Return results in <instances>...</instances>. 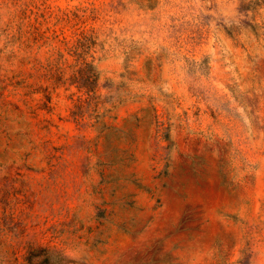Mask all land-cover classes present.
<instances>
[{"label": "rangeland", "instance_id": "1", "mask_svg": "<svg viewBox=\"0 0 264 264\" xmlns=\"http://www.w3.org/2000/svg\"><path fill=\"white\" fill-rule=\"evenodd\" d=\"M0 264H264V0H0Z\"/></svg>", "mask_w": 264, "mask_h": 264}]
</instances>
